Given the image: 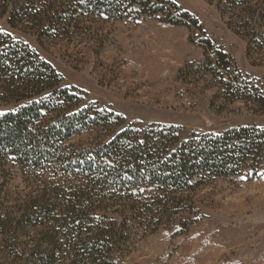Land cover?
<instances>
[{
    "label": "trees",
    "instance_id": "trees-1",
    "mask_svg": "<svg viewBox=\"0 0 264 264\" xmlns=\"http://www.w3.org/2000/svg\"><path fill=\"white\" fill-rule=\"evenodd\" d=\"M219 7L240 15L236 33L264 66V0ZM2 8L12 28L57 41L90 38L95 19L161 13L173 25L197 26L189 13L173 14L170 0H3ZM203 44L230 76L216 77L225 100L264 109V92L209 39ZM62 83L37 52L0 30V264H119L137 237L196 223L197 193L208 184L246 169L256 174L264 162L263 128L183 139L179 127L125 126ZM88 132L99 134L95 144H69ZM16 178L23 186L14 191Z\"/></svg>",
    "mask_w": 264,
    "mask_h": 264
},
{
    "label": "rangeland",
    "instance_id": "rangeland-1",
    "mask_svg": "<svg viewBox=\"0 0 264 264\" xmlns=\"http://www.w3.org/2000/svg\"><path fill=\"white\" fill-rule=\"evenodd\" d=\"M170 1L178 7L173 14L189 13L197 26L173 25L159 13L95 19L89 23L92 36L77 42L39 39L25 27L12 28L0 0V30L37 52L61 75L63 86L82 91L84 103L121 115L125 126L179 127L183 139L243 127L264 129V109L225 100L216 77L218 71L224 80L230 76L203 44L209 39L213 50L228 56L233 70L264 92V66L247 56V42L236 33L240 15L222 14L220 0ZM98 136L88 132L69 144L89 146ZM262 174L264 162L256 174L246 169L208 184L197 193L201 218L196 223L185 230L161 227L140 235L119 264H264ZM18 186L23 183L16 178L11 187Z\"/></svg>",
    "mask_w": 264,
    "mask_h": 264
},
{
    "label": "snow or ice",
    "instance_id": "snow-or-ice-1",
    "mask_svg": "<svg viewBox=\"0 0 264 264\" xmlns=\"http://www.w3.org/2000/svg\"><path fill=\"white\" fill-rule=\"evenodd\" d=\"M262 175H264V174H262Z\"/></svg>",
    "mask_w": 264,
    "mask_h": 264
}]
</instances>
